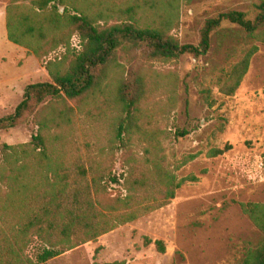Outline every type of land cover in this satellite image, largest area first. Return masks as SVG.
Instances as JSON below:
<instances>
[{
  "label": "rangeland",
  "instance_id": "374dc122",
  "mask_svg": "<svg viewBox=\"0 0 264 264\" xmlns=\"http://www.w3.org/2000/svg\"><path fill=\"white\" fill-rule=\"evenodd\" d=\"M262 1L116 0V5L138 2L141 25L171 19L169 34L181 44L196 45L207 19L233 10L252 19ZM8 2L0 0V118L13 113L27 85L51 81L47 59L9 42L6 29L1 30ZM252 46L256 51L240 85L233 95L223 94L219 86ZM70 48L80 49L77 35L70 38ZM64 52L57 49V54ZM138 82L143 97L125 150L114 140L124 116L116 91L126 85L125 95L132 96ZM66 105L73 110L72 122L52 133L66 138L68 154L86 166L100 163L108 198L129 193L125 178L130 168H152L157 161L164 162L167 181L189 176L196 181L183 183L172 199L163 198L157 183L158 193L148 203L167 199L168 204L44 264H241L246 251L262 243V232L241 204H264V43L232 27L225 39L214 34L209 52L199 57L185 54L163 61L151 59L144 45L119 49L101 92L83 101L66 100ZM182 130L188 134L176 136ZM36 133L29 115L22 124L0 130V145L24 144ZM144 238L151 243L145 245ZM157 240L164 243V253L155 247ZM39 250L35 241L27 253L34 258Z\"/></svg>",
  "mask_w": 264,
  "mask_h": 264
},
{
  "label": "trees",
  "instance_id": "16d2710c",
  "mask_svg": "<svg viewBox=\"0 0 264 264\" xmlns=\"http://www.w3.org/2000/svg\"><path fill=\"white\" fill-rule=\"evenodd\" d=\"M139 7L134 2L122 8L116 0H9L5 9L8 41L38 59L46 58L44 67L51 81L27 85L13 113L0 118V130L22 124L29 115L37 126L29 142L0 145V264H44L168 204L167 199L148 203L149 196L158 193L157 183L162 186L163 198L172 199L175 189L196 181L194 176L167 181L164 162L157 161L152 168H130L125 178L129 193L108 198L100 163L86 166L79 156L68 154L66 138L52 133L72 122L73 110L66 100L83 101L101 92L119 49L144 45L153 60L170 61L185 54L199 57L209 52L214 34L225 39L232 27L247 39L264 43V1L256 6L252 19L235 10L207 19L196 45L181 44L169 34L171 19L141 25ZM112 20L115 22L109 24ZM223 24L231 27L224 29ZM73 35L79 39V50L70 48ZM58 48L65 52L57 54ZM255 51L252 46L230 69L219 86L223 94H234ZM125 90L126 85H121L116 91L124 116L118 120L114 140L126 150L136 127L142 83L138 82L132 96L127 97ZM187 134L182 130L176 136ZM110 179L117 182L115 177ZM241 209L264 236V204L245 203ZM35 241L40 250L33 258L27 249ZM150 243L144 238L145 245ZM154 244L164 253L162 241ZM241 264H264V239L257 248L246 251Z\"/></svg>",
  "mask_w": 264,
  "mask_h": 264
},
{
  "label": "crops",
  "instance_id": "0c3cea01",
  "mask_svg": "<svg viewBox=\"0 0 264 264\" xmlns=\"http://www.w3.org/2000/svg\"><path fill=\"white\" fill-rule=\"evenodd\" d=\"M5 19H3V21H1V30L5 31Z\"/></svg>",
  "mask_w": 264,
  "mask_h": 264
}]
</instances>
